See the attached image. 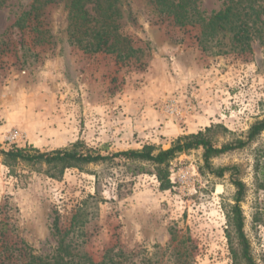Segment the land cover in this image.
Masks as SVG:
<instances>
[{
	"label": "rangeland",
	"instance_id": "rangeland-1",
	"mask_svg": "<svg viewBox=\"0 0 264 264\" xmlns=\"http://www.w3.org/2000/svg\"><path fill=\"white\" fill-rule=\"evenodd\" d=\"M45 1L0 0V151L12 148L1 144L11 129L25 136L17 148L39 152L75 143L103 156L144 146L166 150L209 128L220 147L244 140L264 118L259 40L244 53L203 52L198 27L159 19L151 0H125L119 34L139 52L137 59L121 61L76 45L64 1ZM104 1L87 0L86 9L93 14ZM224 4L197 0L205 18ZM171 100L178 114L166 112ZM142 165L144 172L133 175L117 158L51 178L46 166H7L0 154V251L24 244L48 255L68 232L64 243L95 263L113 248L134 251L136 262L152 257L172 264L175 247L187 252L190 264H235L226 232L236 180L243 184L249 252L254 264H264V133L211 158L210 169L201 148L178 155L165 167V190L155 167ZM220 168L229 170L216 177L211 170Z\"/></svg>",
	"mask_w": 264,
	"mask_h": 264
},
{
	"label": "trees",
	"instance_id": "trees-1",
	"mask_svg": "<svg viewBox=\"0 0 264 264\" xmlns=\"http://www.w3.org/2000/svg\"><path fill=\"white\" fill-rule=\"evenodd\" d=\"M56 1H64L66 4L69 36L85 52L115 54V57L121 61L137 59L139 49L133 48L129 40L119 34L118 20L122 2L125 0H105L104 3H97L93 14L86 9L87 0H46L45 3ZM151 1L159 19L167 20L177 27H198L196 40L203 52H214L217 55L244 53L251 49L252 41L257 39L264 43V0H225L224 9L208 18L199 12L197 0ZM210 130L209 128L204 133L180 137L166 150L155 151L152 146H144L141 150H127L103 156L83 151L80 144L75 143L69 148L49 152L19 147L0 151V154L7 166L18 163L31 168L46 166V173L51 178H59L67 169L112 162L117 158L127 164L128 170L133 175L144 172L145 167L142 164H150L155 167L161 189L165 190L169 188L165 169L169 161L182 153L201 148L204 164L210 169L211 158L242 149L263 134L264 118L251 125L244 140L238 139L220 147L212 143L208 136ZM228 170V168H220L211 172L216 177H223ZM233 185L236 188L235 204L230 206V211L227 212L229 229L226 236L234 263L254 264L243 231V217L240 210L243 184L234 180ZM54 228L55 234L61 235L56 225ZM67 234L68 232L62 234L55 250L44 256L35 254L24 244L18 248L4 247L0 251V264H159L152 257L138 262L133 261L134 251L126 253L118 249L114 252L113 248L105 252L100 262L95 263L85 254L74 253L73 248L64 243ZM174 250H176V259L172 264H190L186 251L180 252L175 247Z\"/></svg>",
	"mask_w": 264,
	"mask_h": 264
},
{
	"label": "built area",
	"instance_id": "built-area-1",
	"mask_svg": "<svg viewBox=\"0 0 264 264\" xmlns=\"http://www.w3.org/2000/svg\"><path fill=\"white\" fill-rule=\"evenodd\" d=\"M171 103L166 105V112L170 114H178L177 107H174V100L170 101ZM4 123L3 117L0 113V128L2 127ZM24 135L21 134L20 132L11 129V130H6L4 133H2L1 136V144L12 147V148H17L19 143L24 141ZM181 182H183V179H180Z\"/></svg>",
	"mask_w": 264,
	"mask_h": 264
}]
</instances>
